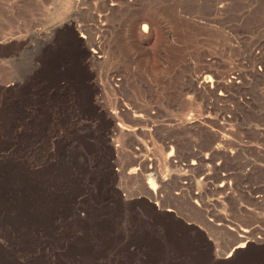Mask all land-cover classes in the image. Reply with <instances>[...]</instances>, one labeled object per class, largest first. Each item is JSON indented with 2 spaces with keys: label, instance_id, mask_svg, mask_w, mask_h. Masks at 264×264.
I'll list each match as a JSON object with an SVG mask.
<instances>
[{
  "label": "rangeland",
  "instance_id": "obj_1",
  "mask_svg": "<svg viewBox=\"0 0 264 264\" xmlns=\"http://www.w3.org/2000/svg\"><path fill=\"white\" fill-rule=\"evenodd\" d=\"M0 264H264V0H0Z\"/></svg>",
  "mask_w": 264,
  "mask_h": 264
},
{
  "label": "bare ground",
  "instance_id": "obj_2",
  "mask_svg": "<svg viewBox=\"0 0 264 264\" xmlns=\"http://www.w3.org/2000/svg\"><path fill=\"white\" fill-rule=\"evenodd\" d=\"M80 2V1H79ZM145 27V25H143V28ZM91 42V41H90ZM121 127H123V126H121ZM223 137V136H222ZM167 161L168 160H166L165 161V163H167ZM130 172H132V173H134V169L133 170H130ZM162 181V180H161ZM148 188L149 189H151V191H153L154 192V183L149 179V182H148ZM244 245H245V243L244 242H240L239 244H237L235 247H234V249H236V248H241V247H244ZM229 255H230V253H229Z\"/></svg>",
  "mask_w": 264,
  "mask_h": 264
},
{
  "label": "water",
  "instance_id": "obj_3",
  "mask_svg": "<svg viewBox=\"0 0 264 264\" xmlns=\"http://www.w3.org/2000/svg\"><path fill=\"white\" fill-rule=\"evenodd\" d=\"M239 229H245V228H243V227H239ZM236 235H237V233H235ZM240 234V233H239ZM236 240H238V239H236ZM238 241H236V242H234L233 244H232V247L237 243Z\"/></svg>",
  "mask_w": 264,
  "mask_h": 264
}]
</instances>
